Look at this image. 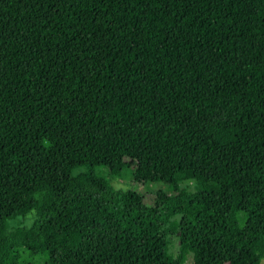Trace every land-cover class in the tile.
Returning <instances> with one entry per match:
<instances>
[{"label":"trees","instance_id":"obj_1","mask_svg":"<svg viewBox=\"0 0 264 264\" xmlns=\"http://www.w3.org/2000/svg\"><path fill=\"white\" fill-rule=\"evenodd\" d=\"M263 257L264 0H0V264Z\"/></svg>","mask_w":264,"mask_h":264},{"label":"rangeland","instance_id":"obj_2","mask_svg":"<svg viewBox=\"0 0 264 264\" xmlns=\"http://www.w3.org/2000/svg\"><path fill=\"white\" fill-rule=\"evenodd\" d=\"M128 175V176H127ZM124 177H115L111 178V184L115 188H126V185L128 186V183L130 182V176L129 173H127ZM140 189L145 193L146 199L149 200H156V201H161L164 199H168L170 194L175 190V187L172 185H163L161 183H150L146 184ZM3 211L5 210V206H2ZM32 213L27 214L26 218L24 219H19L15 221H8L7 224V229L12 228L13 226L17 225L18 223L22 224H29L31 218H32ZM177 238L175 236H169L168 237V252L172 255H175L177 252ZM190 259L186 261V264H188ZM262 264H264V257L261 259Z\"/></svg>","mask_w":264,"mask_h":264}]
</instances>
